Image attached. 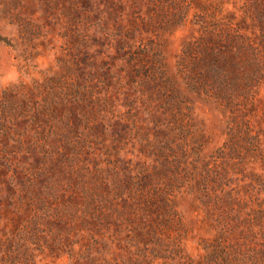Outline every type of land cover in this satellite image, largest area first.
I'll use <instances>...</instances> for the list:
<instances>
[{
    "label": "rangeland",
    "instance_id": "rangeland-1",
    "mask_svg": "<svg viewBox=\"0 0 264 264\" xmlns=\"http://www.w3.org/2000/svg\"><path fill=\"white\" fill-rule=\"evenodd\" d=\"M248 1L0 0V264H264V78L186 60Z\"/></svg>",
    "mask_w": 264,
    "mask_h": 264
},
{
    "label": "trees",
    "instance_id": "trees-1",
    "mask_svg": "<svg viewBox=\"0 0 264 264\" xmlns=\"http://www.w3.org/2000/svg\"><path fill=\"white\" fill-rule=\"evenodd\" d=\"M245 14H250L257 24L259 46L228 27L215 33L204 32L200 42L186 49L191 78L194 77L191 82L204 86L214 99L228 107L238 96L240 82L242 88L247 82L259 83L264 78V0L248 1Z\"/></svg>",
    "mask_w": 264,
    "mask_h": 264
}]
</instances>
